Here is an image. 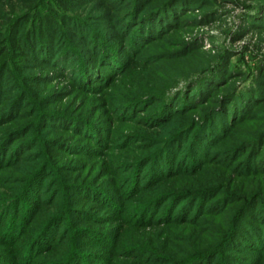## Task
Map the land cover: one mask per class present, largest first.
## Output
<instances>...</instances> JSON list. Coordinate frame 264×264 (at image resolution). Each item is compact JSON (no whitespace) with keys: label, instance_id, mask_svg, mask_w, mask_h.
<instances>
[{"label":"trees","instance_id":"trees-1","mask_svg":"<svg viewBox=\"0 0 264 264\" xmlns=\"http://www.w3.org/2000/svg\"><path fill=\"white\" fill-rule=\"evenodd\" d=\"M95 1L94 6L87 7ZM256 1L259 12H264V0ZM208 4V0H0V115L11 119L0 121L1 127L8 126V138L0 145V169L4 171L27 160L10 149V140L20 142L16 147L22 146L23 139L37 146L48 128L68 135V152L111 156L115 137L110 126L86 117L84 111L74 112L68 108L71 103L63 107L56 96L48 99L42 95L44 89L30 91L25 82L43 84L34 73L37 69L47 68L48 76L61 78L67 85L52 95L65 96L69 90L67 96L78 92L87 97L106 96L112 80L129 72L139 81L150 75L148 67L152 64L158 76L169 72V82L159 81L149 97L140 86L135 93L107 101L113 122L134 123L138 113L148 112L145 126L168 130V137L149 141L151 151L136 158L126 171L129 175L119 180L120 188L112 192L93 187L75 191L82 196L80 200L96 202L101 207L97 211L104 210L109 220L119 223L110 230H85L71 224L59 241L53 242L73 203L66 195L61 206L47 212L43 206L49 201H37L40 188L35 182L51 169L48 154L36 162L30 181L15 195L0 193V245L6 244L13 264H88L90 260L105 264H114L113 260L123 264H264V117L257 119L264 110V64L257 68V75L251 69L244 72L227 57L230 51L210 57L180 38L169 39L188 23L185 16L195 8L207 14ZM81 6L85 7L83 12L79 11ZM95 11L98 14L91 17L79 15ZM101 23H108L117 34L103 31L96 25ZM249 25L264 30V17ZM163 42L175 51L167 48L150 53ZM196 54L199 64L183 70V74L170 64ZM139 64L144 66L142 72L136 71L137 66L141 68ZM10 81L8 90L4 86ZM179 81H183L182 87ZM113 91L117 94L116 88ZM221 92L226 94L219 96ZM26 105L29 111L23 113ZM184 119L186 123L181 126ZM129 138L131 135L123 141L130 142ZM54 142L52 148H64L58 147L59 141ZM210 168L218 173L204 185L184 188L173 183ZM123 190L128 193L125 198ZM26 201L31 210V202L39 204L36 213L47 217L40 223L44 225H40V232H26L21 226L38 225L39 218L34 220L32 213L15 211ZM131 202L135 204L132 214L138 220L134 224L138 244L129 241L131 234L126 229L132 220L125 216V205ZM12 210L16 214L10 213ZM117 214L123 217L116 219ZM184 224L205 226L208 235L200 240L191 233L187 248L181 254H175L173 248V254L167 249V227ZM68 233L70 239L62 247ZM92 245L100 252L92 254ZM60 247L63 251L58 255ZM40 250L44 256L38 254ZM233 251L245 252L247 258L235 256ZM104 252L108 257H100ZM182 254L186 256L180 257ZM1 256L0 264H12Z\"/></svg>","mask_w":264,"mask_h":264},{"label":"rangeland","instance_id":"rangeland-1","mask_svg":"<svg viewBox=\"0 0 264 264\" xmlns=\"http://www.w3.org/2000/svg\"><path fill=\"white\" fill-rule=\"evenodd\" d=\"M208 1L209 6L207 9V14L204 15L203 12L199 10V7L195 8L193 11L189 12L185 16V19H187V22L191 25L187 23L174 35L170 36L169 39L171 41H174L176 38H180V40L184 41L186 45H190L195 49H200L203 55H207L210 57H218L219 55L224 54L226 50L228 52L230 51V53L228 54L229 56L227 55V57L231 58L232 63L236 64L238 69H241L244 72L249 71L251 69L254 74H256L257 68L264 64V30L257 29L255 28V26L249 24H256L261 18L264 17V12H259V2L256 0ZM96 3L97 1H95L94 3H90L87 7H92ZM99 7H97V9H99ZM83 8L85 7L81 6V8H79V11L83 12ZM97 11L91 13L86 12L79 15L83 18L91 17L98 14ZM248 16H251L249 20L250 23L247 20ZM244 21L246 22L244 23ZM96 25H98L99 28H101L103 31H109L110 34H117L115 29L108 28V23H101ZM118 42L121 44V41ZM165 43H167L168 46L170 45L169 42ZM167 48L169 50L171 49V51L173 52L175 51V48H172V46L165 47L163 42L162 45L158 44L154 46L151 49L152 51H150V53H158L160 51L164 52ZM170 57H173V54H171ZM126 58L129 59V56H127ZM2 59L0 61H2ZM199 61V54H196L189 55L183 60L177 62L171 61L170 64L172 67H175L177 69V73L183 74V70L185 71L188 68H193V66L199 64ZM153 65L154 64L148 67L151 71L150 75L140 77L139 81L135 80L136 77H134L133 74H129L130 72L126 73L125 75L119 78H114L110 84L111 89L109 88L106 90V93H109L106 96L104 95L105 93H101L99 97H87L83 93L81 94L78 92L75 93V95L72 94L73 96H71V94L70 96H67L70 93L69 90H65V96L61 94L52 95L54 93L57 94L60 90L62 91V89L64 88L66 89L67 85L61 78L55 79L48 76L49 70H47V68L37 69L36 71H34L35 75H38L39 81H43V84H38L36 86V84H30V81L25 82V85H30L29 88L30 91L32 90L31 92H34L36 88L44 89L42 95L48 97V99L56 96L58 97L56 100L61 101V105H63V107L68 106V104L71 103L68 108H70L74 112L80 113L81 111H84L86 117L94 118L97 121L104 122L106 126H110V130H112L115 137L114 145L110 150L111 156H109L108 158L99 157L98 155L93 154L91 156H89L90 154H87L85 156L81 152H68V150H66V147L68 145L67 141L69 140L68 135L64 132H56V130L53 128H51L53 130H48L49 128L45 131L43 130L44 134L42 135L40 144L37 146H32L33 144H29L28 141H25V139H23V141L21 142L22 146L19 145L16 147V145H18V143L20 142H16L17 140L15 142L10 140V143H12L10 149H13V151L15 150L14 153L20 157L21 155H23L21 158H27V160L23 164H18L16 166L11 167L10 169H6L5 171L3 169H0V193H7L8 196L15 195L22 187L26 185L25 183L28 182V179L30 181V174L33 173V168H35L37 164L36 162H39L43 158V156L46 157L48 154H50L49 156L52 159L50 165L51 169L46 170L45 173L40 177V180H37L35 182L37 187L40 188L37 201H49V203H45V205L43 206L47 212H49L50 209H55L56 205L61 206L63 201H65L66 195L70 198L71 205L73 203V206H71V213L69 212V218H67L65 223H63L61 228L56 232V239H54L53 242H58L64 231L72 227L73 224V228L81 227L85 230L87 228H94V230H110L115 225H117L119 223V220H109L111 219V217L108 216L107 212H105L104 210L102 211V209H99L101 207L97 206L96 202L86 200L85 198L84 200H80L83 199L82 196L77 194V192L75 191L84 189V187H93L99 189V191L112 192L113 190L120 188L119 186H117L119 180L122 181L124 176L129 175V172L126 171H128L130 166L133 165L136 158H141L145 156V153H148V149H150L151 151L153 146H148L150 144L149 141L151 139H166L168 137V132H166L168 130L149 129L145 126V119L149 115L148 112L141 114L138 113L135 116L136 121L134 123H117L112 121L109 112L110 107L107 106V101L109 103H112L113 96L116 97L120 94L126 96L129 93H135V90L138 89V87L140 86H142L141 92H143L145 96H148L149 94H152L151 90L156 85L160 84V82H169V72L165 74L161 72L162 75L158 76L157 73H153V70H156L153 69L156 67ZM139 66H141V68H138L137 66L136 71L140 70L142 72V67L144 66H142L141 64H139ZM27 69L29 68H26V73L29 72V70ZM131 77H134V80L130 79ZM49 82L50 84H47ZM11 83V81L8 85L6 83L4 87L10 90ZM178 85L182 87L183 81H179ZM1 87H3L2 84ZM115 88L117 90V94H114V91L111 93V91ZM121 91L123 92L121 93ZM225 94L226 92H221L218 95L222 96ZM28 111L29 107L28 105H26L23 108L22 112L25 113ZM30 112L32 113L33 111ZM262 115H264V110L261 111L260 117H257V119L264 117ZM2 120L5 122L11 121V119L5 120L4 117L2 118L0 115V121ZM185 123V119L180 121L181 126L183 124L185 125ZM7 127L8 126L6 124L3 127L0 126V145L2 144V141L8 138V135L6 134V129H8ZM127 135H131V138H129V140L131 141L128 143L123 141V138ZM73 140L74 142L79 141L76 139ZM54 141L61 142H58V147L64 148H52L51 143H53ZM82 143L85 142L82 141ZM153 149L157 150L156 147ZM10 153H12V150L9 151V155ZM117 159L119 162L117 161ZM17 162H19V160ZM217 173L218 170L210 168L207 172L200 173L194 178L179 179L173 181V183H175L177 187L182 186L184 188L197 185L198 183L204 185L208 181H210L211 178ZM126 191L127 190H123V198L128 196V193ZM74 195H76L75 198ZM52 201L53 203L51 204ZM23 204L26 206L28 204V201L24 202ZM30 205L33 207L32 210L27 206L23 209L22 206L20 207L19 211L16 209L15 211H17V213H26V215L28 213H32L31 216L34 217V220L39 218V223L37 222L36 224L38 225L36 226L33 224H25L21 226L26 227V232L34 229H36L37 232H40L42 228L40 227V225H42L40 223H42L47 217L46 215L40 216L38 213H36V211L41 208L39 204L31 202ZM125 206V209L127 210L125 216L127 218L131 217L130 220H132L130 222H127L129 226H126V229L129 231L128 234H131L129 237V241L138 244L140 239H138L136 236L137 229L135 227L137 225H134L135 222H138V220H136L137 215L132 214V211H134L133 208L135 204H132L131 202V204L127 203V205ZM97 207H99L98 211L96 210ZM15 211L12 210L10 213L14 212L13 214H16ZM6 217L7 215L4 216V218ZM120 217L123 216L121 214H117L116 219H120ZM167 228L168 230L166 234L169 237V240L167 239L169 241L167 249H169V252L171 253H173L172 251L176 250L175 254L176 252L181 254V251L187 248V245H189L188 241L191 233L195 232L196 237L198 236V239L200 240H204L208 235L207 228L205 226L195 228L192 225L189 226L184 224L181 226L172 225ZM84 232L86 233V231ZM198 232L199 235H197ZM122 235H124V233ZM15 237L17 238L15 240V243L18 244V240L20 239L19 235ZM64 239L65 241H61L63 243L62 247H65V242H67V239H70L69 233L68 235L65 234ZM161 241L162 239L159 242ZM62 247H60V249L58 250V255H60L61 251H63L61 249ZM90 247H93L90 251L92 254H97L100 252V250L97 249V246L92 245ZM173 248L175 250H172ZM41 251L42 250H40L38 254L44 256L45 252ZM232 253H234V255L238 257H246L245 252L239 253L233 251ZM1 255L6 257L10 261V263L12 262V257H10V255L8 254V248L5 243L0 245V257H2ZM25 255H23L24 259H26ZM28 255L30 254L28 253ZM58 255L56 256L57 260H59ZM88 256L92 257L90 255ZM101 256L108 257L106 252L100 254V257ZM185 256V254H182L180 257ZM217 261L218 259L215 260V262ZM31 263L37 264L35 261ZM87 263L105 264L103 261L97 260H90ZM113 263L123 264L124 262L122 260H113ZM40 264L45 263L42 262ZM251 264L256 263L252 262Z\"/></svg>","mask_w":264,"mask_h":264}]
</instances>
